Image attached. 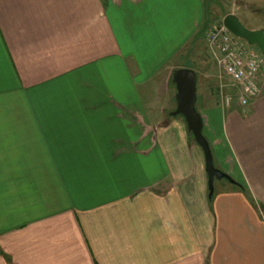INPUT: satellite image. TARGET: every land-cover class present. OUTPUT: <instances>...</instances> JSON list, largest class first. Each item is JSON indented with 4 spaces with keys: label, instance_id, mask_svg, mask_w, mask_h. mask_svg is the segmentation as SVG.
Segmentation results:
<instances>
[{
    "label": "crops",
    "instance_id": "1",
    "mask_svg": "<svg viewBox=\"0 0 264 264\" xmlns=\"http://www.w3.org/2000/svg\"><path fill=\"white\" fill-rule=\"evenodd\" d=\"M202 24L203 0H0L1 264H264V92L200 109L246 190L212 201L171 115Z\"/></svg>",
    "mask_w": 264,
    "mask_h": 264
},
{
    "label": "water",
    "instance_id": "2",
    "mask_svg": "<svg viewBox=\"0 0 264 264\" xmlns=\"http://www.w3.org/2000/svg\"><path fill=\"white\" fill-rule=\"evenodd\" d=\"M213 5L220 7L224 13L225 8L221 0H203V25L197 35L204 36L208 30L211 9ZM223 26L235 37L246 41L251 46H256L264 56V29L252 30L247 28L235 14H225L222 19ZM175 85L176 109L171 113L173 117H182L187 125V130L193 135L194 141L202 148L205 157L208 175L209 198L215 193V181L227 180L239 184L231 175L219 168L215 163L213 148L204 134V120L197 108V72L190 68L176 69L172 74Z\"/></svg>",
    "mask_w": 264,
    "mask_h": 264
},
{
    "label": "rangeland",
    "instance_id": "3",
    "mask_svg": "<svg viewBox=\"0 0 264 264\" xmlns=\"http://www.w3.org/2000/svg\"><path fill=\"white\" fill-rule=\"evenodd\" d=\"M221 2L223 5L225 4V11L223 13L217 5L212 6V16L208 29L218 25L222 21L224 15L229 14L231 11L237 12L240 21L249 29L264 27V2L238 4L236 7H232L229 1L221 0ZM253 47L259 50L256 46ZM181 55L186 58H184L185 60L183 61H185L190 68L195 70L198 75L197 108L199 111L207 103L208 98L212 99L213 104L218 105L222 102L225 103L224 100L227 96H233L231 104L236 105L237 101L235 95L237 94V88L234 87L230 79L225 75L223 69L217 64L208 46L206 35L201 39L195 40L193 49L191 48V44L187 45ZM259 84L263 89L262 92H264V65L259 75ZM231 104L228 106L224 104V106L229 107ZM217 182H219V180H217ZM262 209L264 211V206ZM10 264L13 263L10 261Z\"/></svg>",
    "mask_w": 264,
    "mask_h": 264
},
{
    "label": "built area",
    "instance_id": "4",
    "mask_svg": "<svg viewBox=\"0 0 264 264\" xmlns=\"http://www.w3.org/2000/svg\"><path fill=\"white\" fill-rule=\"evenodd\" d=\"M206 40L217 64L237 88L235 95L241 107L249 106L262 94L259 75L264 65L261 52L246 41L235 37L222 21L207 30ZM233 96H227L225 105H230Z\"/></svg>",
    "mask_w": 264,
    "mask_h": 264
},
{
    "label": "trees",
    "instance_id": "5",
    "mask_svg": "<svg viewBox=\"0 0 264 264\" xmlns=\"http://www.w3.org/2000/svg\"><path fill=\"white\" fill-rule=\"evenodd\" d=\"M211 16H212V9H211ZM204 36H202V35H196V37H195V39L194 40H197V39H201V38H203ZM190 134V136H191V138L194 140V138H193V135L191 134V133H189ZM237 187H239V188H241V189H243L244 191H246L240 184H235ZM210 201H212V198L210 199ZM1 252V251H0ZM2 253V252H1Z\"/></svg>",
    "mask_w": 264,
    "mask_h": 264
}]
</instances>
